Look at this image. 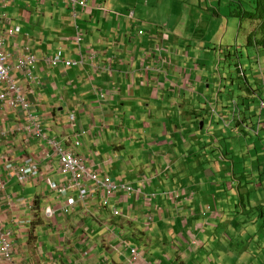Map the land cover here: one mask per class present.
Wrapping results in <instances>:
<instances>
[{"label":"crops","instance_id":"1","mask_svg":"<svg viewBox=\"0 0 264 264\" xmlns=\"http://www.w3.org/2000/svg\"><path fill=\"white\" fill-rule=\"evenodd\" d=\"M87 2L74 16L67 0H1V13L15 30L6 48L12 63L18 66L21 55L37 58L29 68L33 80L16 68L12 75L49 139L85 157L101 176L136 186L137 193H120L112 200L119 217L97 196L64 215L58 206L65 197L45 182L51 178L65 185L58 157L46 140L14 132L26 114L0 104V213L14 231L15 259L20 264H240L236 260L241 258L223 246L234 239L226 233L218 237L236 207L227 209L209 189L218 186L211 166L212 153L217 157L215 150L226 137L221 120L230 119L236 134L244 129L234 127L238 104L232 90L222 92L229 78L215 79L211 65L197 59L196 50L209 40L215 18L204 33L202 24L210 14H195L183 0ZM196 37L201 38L197 43ZM248 44L256 50L250 57L254 61L264 47ZM58 53L82 63L49 65L45 58ZM239 68L248 85L240 117L256 126L264 89L261 82L259 89L251 86ZM207 123L208 133H198ZM183 144L193 146L196 155L182 154ZM202 149L209 154L198 157ZM27 156L36 159L42 172L21 184L5 165H18ZM56 206L55 216L44 215ZM18 219L31 224L19 227Z\"/></svg>","mask_w":264,"mask_h":264},{"label":"rangeland","instance_id":"2","mask_svg":"<svg viewBox=\"0 0 264 264\" xmlns=\"http://www.w3.org/2000/svg\"><path fill=\"white\" fill-rule=\"evenodd\" d=\"M183 1L190 2L195 14H210L209 17L211 18L205 20L202 24L204 33L209 27L210 21L215 18L213 22L215 28L211 31V34H209V40L201 43L198 50H196V54L198 60L207 62L208 65H211L208 68L210 70V75L214 76L215 79L219 80L221 77H226V79L229 78V83L226 86L225 83L223 84L222 92L228 87V89L233 92L235 102L238 105L242 104L245 88H247L248 85L244 81L245 79L243 80L239 77L240 65L243 67L245 76L250 85H255L256 89H259L260 86L264 89L263 49L260 50L261 56L259 58L258 56H254L253 58H255V60L253 59L254 61H252L250 57L253 54L256 55V50L248 44L250 43V38H261L262 20L259 18L258 5L256 4L257 0ZM115 11L120 10L115 9ZM253 14H256L254 18L252 17ZM213 32H215L214 37ZM200 39L201 38L196 37L195 43ZM231 53L236 54L230 56ZM228 57L229 60L227 61ZM234 57L236 60H234ZM236 63H240V65ZM212 67L215 68L213 69ZM225 72L226 74H224ZM260 82L261 84L258 86ZM204 89H207V86H205ZM229 123L230 119L221 120L220 122L219 127L224 129V131L221 132L227 137L225 141H222V144L225 148L224 152L236 153L238 148L229 139L232 133ZM207 128L208 123L204 130L198 127L197 132L203 134L204 132L208 133L206 130ZM238 130L240 131V129ZM211 131L215 132L214 130ZM214 138L215 137L212 139ZM259 148L263 150V147ZM250 150L252 157L256 161H259L260 166L263 167L264 156H262V154H264V152L262 153L259 151L260 158L257 160V152L252 146ZM188 151H190V153L187 155L192 157L196 155L193 146L189 148L187 145L183 144L180 148V152L186 154ZM197 153L199 154L197 155L198 157H204L209 154V151L202 149L197 151ZM217 154L218 157H220L218 152ZM212 155L215 158V162L211 166V169H213L212 176H218V186H211L209 189L217 192L216 195L219 197L218 201H223L227 209H231L232 205L236 207L227 217L228 225L219 229V240H221L223 233H226V236H230L234 239V241L223 244V246L227 245V248L230 249V253L236 254L241 258V260H236V262L240 264H264V176H261L260 173H253L255 172L253 169L257 167L252 164V160H250V156L247 153H245V155L240 154L232 160L226 161V163H224L223 159L215 157L213 153ZM244 162L247 164L245 165ZM224 166L227 167L229 171H231L232 166H234L236 172H241V175H246V177L237 180L236 176L222 171ZM118 181L125 182V180L121 178H118ZM224 185L227 187L224 188ZM220 248L221 242L218 243V250H220Z\"/></svg>","mask_w":264,"mask_h":264},{"label":"built area","instance_id":"3","mask_svg":"<svg viewBox=\"0 0 264 264\" xmlns=\"http://www.w3.org/2000/svg\"><path fill=\"white\" fill-rule=\"evenodd\" d=\"M67 1L73 10L74 16H76V8L78 6L82 8H87L88 6L87 0ZM133 17L134 12H129V18L132 19ZM7 23L5 15L1 13L0 6V85L5 86L4 90L0 92V104L7 103L10 108H20L26 114L24 121L14 128V132L27 133L46 140L49 147L58 157L59 172L65 177V185L59 186L51 178H45V182L51 191H56L65 197V202L58 206L60 211L64 215H69L79 202H87L97 196L104 208H110L115 217L121 216L122 213L116 207H112V200L118 197L120 193L136 194L137 190L128 184L116 181L110 176H101L99 171L90 169L85 157L63 148L59 141L51 140L45 135L40 117L31 113V103L23 89L18 85L16 78L12 75L16 68L23 71L28 76L29 81L33 80L29 68L36 62L37 58L35 55H21L17 58L18 66L11 62L12 56L7 52L6 48L8 38L15 35V30L13 31L12 28H9ZM139 34H143V31H140ZM75 37L77 41H81L80 31H77ZM45 59L51 66L64 64L66 67H74L82 63L63 59L60 53L54 56H47ZM92 67L93 69L96 68L94 65ZM71 120H74L73 116H71ZM76 145L79 146L80 143L77 142ZM5 169L12 172L21 184H26L37 177L39 178L42 172L36 159L30 156L25 157L18 165L7 164ZM3 192L4 184L0 183V195ZM74 192L77 193L76 196L71 195ZM56 213L57 206L54 208L48 207L44 210V215L48 218H52ZM30 224L29 220L18 219L16 221V225L19 227ZM13 237L14 231L6 227L3 216L0 213V264H20L15 259ZM195 244V241L191 242V246ZM137 253V249L132 250L133 255H137Z\"/></svg>","mask_w":264,"mask_h":264},{"label":"trees","instance_id":"4","mask_svg":"<svg viewBox=\"0 0 264 264\" xmlns=\"http://www.w3.org/2000/svg\"><path fill=\"white\" fill-rule=\"evenodd\" d=\"M256 4L258 5L257 9H258L259 16H260L259 18L262 20V23H261V25H262V33H261V38L260 39H251L250 38V44L254 45V43H256L258 45V43H260V45L264 47V0H257ZM255 16H256V14L252 15L253 18ZM243 123H246L248 125V128L252 129L253 132H251V134H247V133H245V130L241 129V133L240 134H236L234 132V130H232V133L229 136V139L237 146L238 149H237L236 153H226V152H224L225 148H224V145L222 144V141H225L227 139V137H223L222 138V140L219 142L220 145L217 146L215 152L219 153L220 157H218V154H217V157L220 158V159H223L224 163H226V161L232 160L233 158L237 157L240 154L245 155V153H247L250 156V160H252V164H254L257 167V168L253 169V171H255L253 173L254 174L255 173H260L261 176H264V165H263V167L260 166V162L256 161L252 157L251 150H250V148L252 146L253 149L257 152V160H258V158H260L259 157V151L262 152V153L264 152L263 151L264 150V141L258 140L259 136H255V134H254V127L255 126L250 121L248 122V121H246L244 119ZM234 127L235 128H242L243 126L241 125V123L239 121L235 120ZM261 132L263 133V137H264V126H262V128H261ZM242 135H244V136H242ZM262 144H263V146H262ZM259 147H263V150H261V148H259ZM262 156H264V154H262ZM244 164L246 165L247 163L244 162ZM222 171L226 172L228 174L230 173L231 175L236 176L237 180H240V179H243L244 177H246V175L242 176L241 172H236V168L234 166H232V170L231 171H229V169L224 166Z\"/></svg>","mask_w":264,"mask_h":264},{"label":"clouds","instance_id":"5","mask_svg":"<svg viewBox=\"0 0 264 264\" xmlns=\"http://www.w3.org/2000/svg\"><path fill=\"white\" fill-rule=\"evenodd\" d=\"M259 100H260L259 101V105H258L259 114L257 116L258 117L257 124L254 127V134H255V136H259V139L258 140L264 141L263 140L264 139L263 133L261 132V128L264 125V122L262 121V118L264 117V98H260ZM233 112H234V117H235L234 122H235V120L239 121L241 123V125L244 127L243 130H247V131L253 132L252 129L248 128V125L246 123H243V120L244 119L242 117H240L241 111L239 109V105L233 107ZM150 218H149L150 221H152L153 218L152 217H150Z\"/></svg>","mask_w":264,"mask_h":264},{"label":"water","instance_id":"6","mask_svg":"<svg viewBox=\"0 0 264 264\" xmlns=\"http://www.w3.org/2000/svg\"><path fill=\"white\" fill-rule=\"evenodd\" d=\"M203 125V123L201 124V126Z\"/></svg>","mask_w":264,"mask_h":264}]
</instances>
